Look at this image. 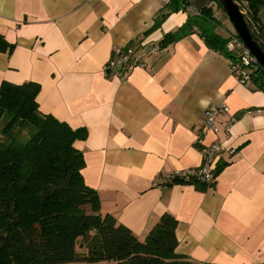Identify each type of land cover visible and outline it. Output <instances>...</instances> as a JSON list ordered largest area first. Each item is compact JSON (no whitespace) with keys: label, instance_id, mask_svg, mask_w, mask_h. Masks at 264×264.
Returning <instances> with one entry per match:
<instances>
[{"label":"crops","instance_id":"0c3cea01","mask_svg":"<svg viewBox=\"0 0 264 264\" xmlns=\"http://www.w3.org/2000/svg\"><path fill=\"white\" fill-rule=\"evenodd\" d=\"M190 2L174 10L165 0H0V34L12 45L0 52V89L37 83L40 112L86 132L74 145L100 213L139 240L171 214L178 255L199 264H264V91L241 83L201 28L162 45L190 15L211 6L215 13L212 0ZM214 17L216 32L228 37L227 23ZM117 47L138 50L146 67L107 77ZM220 105L227 108L221 132H207L206 112ZM215 142L234 150L215 156V182L153 185L158 175L200 167L203 147Z\"/></svg>","mask_w":264,"mask_h":264},{"label":"trees","instance_id":"16d2710c","mask_svg":"<svg viewBox=\"0 0 264 264\" xmlns=\"http://www.w3.org/2000/svg\"><path fill=\"white\" fill-rule=\"evenodd\" d=\"M190 1L169 0L167 6L187 10ZM237 2L264 52L259 12L264 0ZM213 13L211 6L190 15L162 45L201 28L209 47L238 60L227 49L232 33L216 32ZM11 49L0 34V52ZM251 75L253 85L264 91V68L257 65ZM40 91L34 82L4 83L0 89V264H199L176 253L178 222L171 214L141 241L114 216L100 213V196L83 177L84 154L74 145L86 132L40 112Z\"/></svg>","mask_w":264,"mask_h":264},{"label":"built area","instance_id":"2783aa9c","mask_svg":"<svg viewBox=\"0 0 264 264\" xmlns=\"http://www.w3.org/2000/svg\"><path fill=\"white\" fill-rule=\"evenodd\" d=\"M169 0H165L168 4ZM236 30L232 33L229 38L230 41L227 45L228 52H235L239 59L231 61L232 71L235 73L237 78L243 84L252 83V71L253 68L259 64V61L249 52L248 47L238 38ZM161 46H154L150 48V52L153 54H159ZM106 65L105 74L107 77H126L131 74L135 68L146 67L142 56H139L138 50L134 48H122L117 47L113 51V56ZM227 112L225 105L211 107L206 112V131L214 134H219L221 127L218 123V117L221 113ZM264 112V111H263ZM226 132H230L232 129L231 123L227 124L224 128ZM205 131H201L198 134L197 145H202L203 136ZM203 158L204 162L200 167L188 168V169H177L169 173L158 175L155 180V186H159L160 179L162 183L171 185L175 183L179 184H205L210 185L215 182L217 177V171L215 168L216 157L219 153H228L233 155L234 150L227 147L221 142L211 143L208 146L203 147Z\"/></svg>","mask_w":264,"mask_h":264},{"label":"water","instance_id":"95a60500","mask_svg":"<svg viewBox=\"0 0 264 264\" xmlns=\"http://www.w3.org/2000/svg\"><path fill=\"white\" fill-rule=\"evenodd\" d=\"M221 8L225 11L230 21L232 22L239 39L248 47L249 52L259 61V64L264 68V52L259 47L258 43L252 38V33L247 26V13L241 8L237 0H216ZM250 19V18H248Z\"/></svg>","mask_w":264,"mask_h":264},{"label":"rangeland","instance_id":"374dc122","mask_svg":"<svg viewBox=\"0 0 264 264\" xmlns=\"http://www.w3.org/2000/svg\"><path fill=\"white\" fill-rule=\"evenodd\" d=\"M193 5H194V2H192V8H193ZM223 12L224 11L220 7H218V6L215 7V13L214 14H216L219 17V19L222 21V23L223 22L227 23L225 25V26H227L225 30L230 29L229 34L233 33L235 31V28H234L232 22L230 21V19L228 18V16L225 15V13H223ZM259 12H260V18H261V25H264V6L261 9V11H259Z\"/></svg>","mask_w":264,"mask_h":264}]
</instances>
